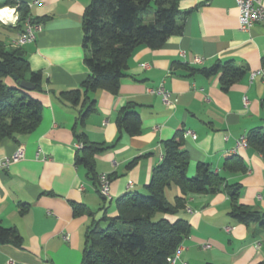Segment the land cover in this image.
I'll return each mask as SVG.
<instances>
[{
  "label": "crops",
  "instance_id": "1",
  "mask_svg": "<svg viewBox=\"0 0 264 264\" xmlns=\"http://www.w3.org/2000/svg\"><path fill=\"white\" fill-rule=\"evenodd\" d=\"M18 1L28 6L26 20L41 22L42 30L34 41L16 46L14 40L26 20L21 28L16 27L17 6L0 0V8L15 9L19 16L15 22L0 19V39L8 46L21 47L31 70L42 72L43 91L33 95L41 100L43 110L33 131L0 141V159L20 145L25 148L23 159L0 169V225L14 226L23 236L20 247L0 244V264H80L87 226L105 210L115 215L114 203L120 195L146 192L152 169L163 158L164 141L178 130L195 131V135L184 134L189 176L196 174L199 163L221 172L225 158L240 154L248 171L226 174L228 182L241 183L242 203L264 211V157L252 147L238 146L249 130L264 126V79L251 78L252 71L264 67V22L248 31L240 29L236 0H179V7L190 11L182 33L170 36L156 49L146 44L136 47L118 92L91 91L96 111L81 124L77 119L84 99L81 84L90 73L83 15L90 0ZM218 62H232L245 69L246 75L225 90L221 73L205 75L184 66L210 68ZM162 84L172 92L173 106L164 104L153 91ZM75 89L82 91L78 104L63 96ZM128 103L142 119V130L134 136L121 132L117 125L119 111ZM76 130L108 146L96 154L95 166L99 175L111 177L107 200L88 168L76 162L77 145L82 143ZM176 195H182L178 186L167 188L169 200ZM78 204L83 208L76 213ZM23 205H28L26 212H22ZM230 208L225 190L189 193L182 213L166 215L190 223V233L171 264L264 261V227L237 222L229 216Z\"/></svg>",
  "mask_w": 264,
  "mask_h": 264
},
{
  "label": "trees",
  "instance_id": "2",
  "mask_svg": "<svg viewBox=\"0 0 264 264\" xmlns=\"http://www.w3.org/2000/svg\"><path fill=\"white\" fill-rule=\"evenodd\" d=\"M178 1L90 0L83 15L85 62L90 73L81 84L84 99L78 110L79 123L84 124L85 117L96 111V101L89 95L91 91L101 88L113 94L118 92L128 59L136 47L146 44L156 49L170 36L182 33L190 11L182 10ZM6 4L17 6L20 19L16 27L21 28L28 16V6L18 0H6ZM184 66L205 75L221 73L225 90L246 75L245 69L232 62H218L210 68ZM20 80L31 81L35 88L22 87ZM34 91H43L42 72L31 70L21 47L8 46L0 39V141L27 134L37 127L42 119L43 104L33 95ZM63 96L78 104L82 91H65ZM117 125L121 132L131 136L141 132L142 119L133 104L128 103L120 109ZM75 133L83 143L78 148L76 162L88 168L100 193L96 154L108 146L90 141L85 131L76 130ZM246 136L248 147L264 157V126L252 128ZM183 143V130L165 140L163 158L152 169L146 192L129 191L120 195L116 199L115 215H109L105 210L100 219H93L87 226L80 264H170L168 258L190 233V223L182 217L170 220L166 215L182 213L189 193L212 194L225 190L231 201L230 217L248 226L259 224L264 227V211L242 203L241 183H229L226 176L247 172L244 158L237 153L228 156L221 172L207 163H199L196 174L189 176L190 156ZM172 185L178 186L182 193L173 201L167 197V188ZM81 208V204L76 205V213ZM27 210L28 205H23L22 212ZM5 243L22 246L23 236L16 227L0 225V244ZM258 264H264V261Z\"/></svg>",
  "mask_w": 264,
  "mask_h": 264
},
{
  "label": "built area",
  "instance_id": "3",
  "mask_svg": "<svg viewBox=\"0 0 264 264\" xmlns=\"http://www.w3.org/2000/svg\"><path fill=\"white\" fill-rule=\"evenodd\" d=\"M237 7L239 10V26L240 29L248 31L255 24L264 22V4L263 0H236ZM5 8V7H2ZM2 9L0 8V11ZM14 16L12 18H3L0 15V19L5 22H9V19L13 22L17 21L19 18L18 13L15 9H12ZM42 30V23L39 21H34L32 19H27L25 22L24 29L19 33L18 37L14 40L16 46H22L26 43L32 42L36 38V34ZM197 61H200V58H197ZM262 77L264 79V67L252 71L251 78ZM154 92L161 95L164 104L173 106L174 100L172 99V92L167 89L163 84L153 89ZM245 103H248V100L245 99ZM185 135H195V131L188 129L184 133ZM82 143H78V148L82 147ZM239 147H247L248 139L246 135H243L239 142ZM25 157V148L23 145H20L12 154L6 155L0 159V169H7L14 162H17ZM110 182L111 179L108 174L103 173L99 175V189L100 194L103 197L110 198ZM229 229V227H227ZM181 250V245L177 248L176 252L170 256L168 259L170 264L173 263L178 257Z\"/></svg>",
  "mask_w": 264,
  "mask_h": 264
},
{
  "label": "water",
  "instance_id": "4",
  "mask_svg": "<svg viewBox=\"0 0 264 264\" xmlns=\"http://www.w3.org/2000/svg\"><path fill=\"white\" fill-rule=\"evenodd\" d=\"M15 78H17V76H15ZM20 85L26 89H30L33 90L35 88V84H33L31 81L29 80H20L19 81Z\"/></svg>",
  "mask_w": 264,
  "mask_h": 264
},
{
  "label": "bare ground",
  "instance_id": "5",
  "mask_svg": "<svg viewBox=\"0 0 264 264\" xmlns=\"http://www.w3.org/2000/svg\"><path fill=\"white\" fill-rule=\"evenodd\" d=\"M2 10L0 11V15L3 17V18H12L14 16V14L12 13V10L5 7V8H1ZM4 10H8V13L5 14Z\"/></svg>",
  "mask_w": 264,
  "mask_h": 264
},
{
  "label": "rangeland",
  "instance_id": "6",
  "mask_svg": "<svg viewBox=\"0 0 264 264\" xmlns=\"http://www.w3.org/2000/svg\"><path fill=\"white\" fill-rule=\"evenodd\" d=\"M168 195L171 197V195H170V194H168ZM114 206H115V207H117L116 203H114Z\"/></svg>",
  "mask_w": 264,
  "mask_h": 264
},
{
  "label": "clouds",
  "instance_id": "7",
  "mask_svg": "<svg viewBox=\"0 0 264 264\" xmlns=\"http://www.w3.org/2000/svg\"><path fill=\"white\" fill-rule=\"evenodd\" d=\"M4 12H5V14H7L8 13V10H4Z\"/></svg>",
  "mask_w": 264,
  "mask_h": 264
}]
</instances>
